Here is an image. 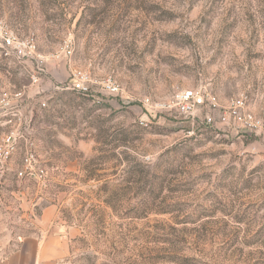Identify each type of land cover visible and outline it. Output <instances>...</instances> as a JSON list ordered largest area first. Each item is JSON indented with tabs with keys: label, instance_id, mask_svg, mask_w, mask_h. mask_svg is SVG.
<instances>
[{
	"label": "rangeland",
	"instance_id": "374dc122",
	"mask_svg": "<svg viewBox=\"0 0 264 264\" xmlns=\"http://www.w3.org/2000/svg\"><path fill=\"white\" fill-rule=\"evenodd\" d=\"M0 20L42 61L0 60V95L26 92L0 126L25 136L0 164L5 256L55 237L66 264H264V133L228 113L264 121V0H0ZM189 90L219 107L181 114ZM30 149L44 176L20 178Z\"/></svg>",
	"mask_w": 264,
	"mask_h": 264
},
{
	"label": "built area",
	"instance_id": "2783aa9c",
	"mask_svg": "<svg viewBox=\"0 0 264 264\" xmlns=\"http://www.w3.org/2000/svg\"><path fill=\"white\" fill-rule=\"evenodd\" d=\"M37 52L38 45L34 35L21 37L9 28L4 21L0 20L1 61L10 60L22 64L27 61H36L40 64L42 61L38 60ZM66 53L67 56L72 55L70 49ZM32 78L37 80L36 76H32ZM72 82L74 91L84 94L90 93V89L86 87L87 78L82 73L75 74ZM107 88L111 93L118 91L117 87L111 83L107 85ZM25 95V91L4 92L0 95V126L13 127L22 121L21 109L23 108ZM173 107L181 114L193 115L203 107L216 109L219 107V103L215 97L204 95L200 90H189L180 92L175 96ZM245 107L244 100L237 99L229 107L228 113L238 125V128L263 134L264 121L253 113L247 112ZM21 139H25V136L20 135L18 131H12L3 138L2 143H0V164L4 165L12 161ZM36 163L37 159L33 150L26 151L22 158V168L18 171L19 177L44 176V169L37 167Z\"/></svg>",
	"mask_w": 264,
	"mask_h": 264
},
{
	"label": "crops",
	"instance_id": "0c3cea01",
	"mask_svg": "<svg viewBox=\"0 0 264 264\" xmlns=\"http://www.w3.org/2000/svg\"><path fill=\"white\" fill-rule=\"evenodd\" d=\"M28 242L9 250L6 256L0 247V264H66L67 247L59 238Z\"/></svg>",
	"mask_w": 264,
	"mask_h": 264
}]
</instances>
